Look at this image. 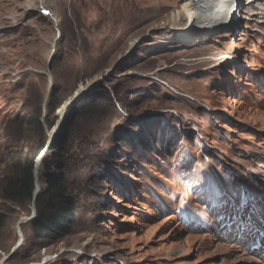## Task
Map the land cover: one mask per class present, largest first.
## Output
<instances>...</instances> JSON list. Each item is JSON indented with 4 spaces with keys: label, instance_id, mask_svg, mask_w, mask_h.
Wrapping results in <instances>:
<instances>
[{
    "label": "rangeland",
    "instance_id": "rangeland-1",
    "mask_svg": "<svg viewBox=\"0 0 264 264\" xmlns=\"http://www.w3.org/2000/svg\"><path fill=\"white\" fill-rule=\"evenodd\" d=\"M180 7V0L0 2V181L8 153L34 146L19 135L24 104L49 98L56 86L65 105L134 46L104 86L115 108L101 90L79 103L99 102L111 113L110 145L119 154L103 218L88 216V232L47 247L34 242L8 264H260L261 255L223 233L264 232L257 194L264 193V16L254 15L264 13V0H240L234 22L186 45L166 29ZM187 25L178 21V29ZM15 211L0 235V264L28 217Z\"/></svg>",
    "mask_w": 264,
    "mask_h": 264
},
{
    "label": "trees",
    "instance_id": "trees-1",
    "mask_svg": "<svg viewBox=\"0 0 264 264\" xmlns=\"http://www.w3.org/2000/svg\"><path fill=\"white\" fill-rule=\"evenodd\" d=\"M100 90L114 109L109 89L103 86L94 92ZM56 91L54 86L49 98L39 101L30 99L23 106L21 119L18 120L19 135L28 138L34 146L29 151L19 148L6 157L10 163L0 181V235L7 215L16 212V209L31 216L39 187L41 160L50 140L49 133L61 120L58 113L64 102L58 100ZM121 105L126 108L124 103ZM100 106L99 102L87 101L70 109L67 123L47 160L45 181L48 188L37 204L38 218L34 223L23 225L26 243L15 258H19L20 252L34 242L40 247H47L88 232L84 221L88 216L92 220L103 218L99 211L110 202V184L116 176V156L119 153L116 147L110 145L112 135L108 120L111 113ZM129 126L128 132H131L132 125ZM120 142V146L129 147L127 139ZM122 153H125L124 149ZM26 226L30 228V233Z\"/></svg>",
    "mask_w": 264,
    "mask_h": 264
},
{
    "label": "bare ground",
    "instance_id": "bare-ground-1",
    "mask_svg": "<svg viewBox=\"0 0 264 264\" xmlns=\"http://www.w3.org/2000/svg\"><path fill=\"white\" fill-rule=\"evenodd\" d=\"M2 1L3 0H0V2ZM180 1H181L180 10L171 17L172 19L169 22V27L166 29H173V31H175L178 35L177 40L179 44H184V45L192 43L200 39L201 37H206L208 35L217 32L218 29L226 23L230 25L232 22H234V20H236V18H234L236 16L234 15L238 10V7L240 6V0H180ZM254 15L262 17L264 16V13L261 14L256 13ZM182 19H186L188 21V25L184 29H178L179 28L178 21ZM85 87L86 86H81L77 91V94L80 95L81 92L85 89ZM59 113L61 114L62 117L68 116V114L66 113L65 105L61 108ZM62 117H60L61 119L60 121H63ZM55 132L56 129L51 133V137L55 135ZM48 158L49 157H45L43 161L41 160L42 175L38 188L44 193L47 191L46 189L47 183L45 181V176L47 173ZM257 194H259L258 198L264 196V193H257ZM258 237L259 239H261L260 246L262 248L257 251L254 250L253 253L261 255V257H259L258 260L256 261L257 263L264 264V236L259 235ZM255 244L257 243L255 242ZM237 245L239 244L235 243L233 247L236 246L238 248ZM226 246H228V244H226ZM254 247H259V244ZM251 250L252 247L249 249V251Z\"/></svg>",
    "mask_w": 264,
    "mask_h": 264
},
{
    "label": "water",
    "instance_id": "water-1",
    "mask_svg": "<svg viewBox=\"0 0 264 264\" xmlns=\"http://www.w3.org/2000/svg\"><path fill=\"white\" fill-rule=\"evenodd\" d=\"M44 14L46 16H52L50 11H44ZM133 49H134V46L132 47V49L129 52V54L124 59H122L115 66V68H113V70H111L107 74L99 77L98 79H95L94 81L90 82L89 84L85 85L86 87L81 92L80 95H78L76 93L75 96H74V98L72 100L68 101L65 104L66 113L68 114L71 108L79 105V103L81 101H83L90 93L94 92L96 89H99V88L107 85V83L110 81V79L112 77H114L115 72L118 69V67L120 65H123V64L128 63L131 60V56H132ZM55 59H56V56L53 55L52 58H51V60H50V69H49L50 77H51L52 67H53V63H54ZM51 81H52V77H51ZM59 116L62 117L60 113H59ZM67 117L68 116L62 117L63 121H60L59 124H58V126L55 128L56 129L55 135L53 137H51V134L49 135L50 136V140H49V143H48L47 150H46V152H45V154H44V156L42 158V161H43V159L45 157H49V155L51 153L52 146L54 145L56 139L58 138L59 132L64 128V126L67 123ZM42 161H41V165H42ZM41 175H42V167L40 168L39 183H40V180H41ZM43 193L44 192H42L38 188V191H37V194H36V198H35V203H34V206H33L32 216L22 218L20 220V222H19L18 232H19V235H20V242L13 249V251L8 256H6L4 258V260L2 261V264H8L17 255V253L24 247V245L26 243V238H25L24 232L22 231V225L23 224H27V223H34L37 220V218H38L37 204H38L40 198L42 197Z\"/></svg>",
    "mask_w": 264,
    "mask_h": 264
},
{
    "label": "built area",
    "instance_id": "built-area-1",
    "mask_svg": "<svg viewBox=\"0 0 264 264\" xmlns=\"http://www.w3.org/2000/svg\"><path fill=\"white\" fill-rule=\"evenodd\" d=\"M49 261H47V263H48Z\"/></svg>",
    "mask_w": 264,
    "mask_h": 264
}]
</instances>
